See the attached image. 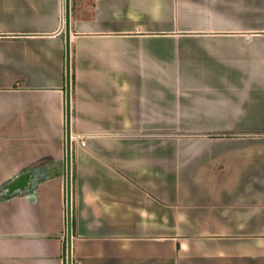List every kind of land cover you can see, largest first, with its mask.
Listing matches in <instances>:
<instances>
[{
  "label": "crops",
  "instance_id": "0c3cea01",
  "mask_svg": "<svg viewBox=\"0 0 264 264\" xmlns=\"http://www.w3.org/2000/svg\"><path fill=\"white\" fill-rule=\"evenodd\" d=\"M69 17L71 263L264 264V0ZM64 21L0 0V264H64Z\"/></svg>",
  "mask_w": 264,
  "mask_h": 264
},
{
  "label": "water",
  "instance_id": "95a60500",
  "mask_svg": "<svg viewBox=\"0 0 264 264\" xmlns=\"http://www.w3.org/2000/svg\"><path fill=\"white\" fill-rule=\"evenodd\" d=\"M65 209H66V264L71 263V127H70V17L69 0H65Z\"/></svg>",
  "mask_w": 264,
  "mask_h": 264
},
{
  "label": "trees",
  "instance_id": "16d2710c",
  "mask_svg": "<svg viewBox=\"0 0 264 264\" xmlns=\"http://www.w3.org/2000/svg\"><path fill=\"white\" fill-rule=\"evenodd\" d=\"M71 78H72V75H71ZM29 181H30L29 175L24 173L22 176H19L18 178H15L12 181H10L7 186L5 185L4 187L2 186V188H7L8 192H13V191L25 188ZM2 188H0V192ZM73 224H74V219L71 218V226H73ZM63 261H64V264H66V242L65 241L63 242Z\"/></svg>",
  "mask_w": 264,
  "mask_h": 264
},
{
  "label": "built area",
  "instance_id": "2783aa9c",
  "mask_svg": "<svg viewBox=\"0 0 264 264\" xmlns=\"http://www.w3.org/2000/svg\"><path fill=\"white\" fill-rule=\"evenodd\" d=\"M80 143H81V144H83V141H82V140H80Z\"/></svg>",
  "mask_w": 264,
  "mask_h": 264
}]
</instances>
